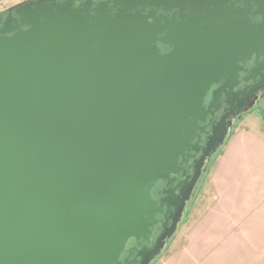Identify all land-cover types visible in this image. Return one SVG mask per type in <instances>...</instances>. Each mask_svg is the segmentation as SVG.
<instances>
[{
    "label": "water",
    "instance_id": "water-1",
    "mask_svg": "<svg viewBox=\"0 0 264 264\" xmlns=\"http://www.w3.org/2000/svg\"><path fill=\"white\" fill-rule=\"evenodd\" d=\"M262 56L264 0H29L0 15V264H155Z\"/></svg>",
    "mask_w": 264,
    "mask_h": 264
},
{
    "label": "rangeland",
    "instance_id": "rangeland-1",
    "mask_svg": "<svg viewBox=\"0 0 264 264\" xmlns=\"http://www.w3.org/2000/svg\"><path fill=\"white\" fill-rule=\"evenodd\" d=\"M26 1L0 0V14ZM239 127L262 141L264 123L256 115ZM251 139L240 134L239 140L229 145V161L226 157L219 164L224 167L222 177L232 178H228L227 190L222 184L223 196L219 194L212 184L220 178L207 175L175 238L155 264H264V150L252 145ZM219 166L215 161L211 171ZM231 228L233 234L247 229L253 236H230Z\"/></svg>",
    "mask_w": 264,
    "mask_h": 264
},
{
    "label": "flooded vegetation",
    "instance_id": "flooded-vegetation-1",
    "mask_svg": "<svg viewBox=\"0 0 264 264\" xmlns=\"http://www.w3.org/2000/svg\"><path fill=\"white\" fill-rule=\"evenodd\" d=\"M7 12V10H6ZM6 12L0 14L3 15ZM255 20H258L255 18ZM262 65H264V56H262L260 59L253 58L250 61H247L243 65V72L240 74V83L239 86L236 88V92L241 93V101L242 105L239 104V102L236 100L234 102V107L232 108L233 110V115L227 120L229 123H232L233 126L230 127L229 130V135L232 132V129L235 128V126L240 125L243 121H245L249 116L256 115L263 123H264V86L262 84V76H257L254 72L258 70ZM247 111V113H246ZM225 114V106L221 105L219 110L215 113L214 116H209L207 122L203 125L206 128V133L203 134L202 136V141H201V146L204 147L207 143L208 137L212 134V127L213 125L218 124L222 116ZM191 155H194V153L191 152ZM201 156L200 154L196 155V159H199ZM195 159H190L189 163L185 165V169L188 170L187 176H192L194 174L193 172V165L192 162ZM213 158L211 159V161ZM210 161V163H211ZM210 163H206L205 169H208ZM192 169L190 170V168ZM206 173H203L202 178L200 179L198 185L196 186V189L194 191V195L196 196L197 191L199 190V187L205 177ZM187 177H184L183 175L177 177V181L175 185H178L179 183H182L186 180ZM167 189V184L166 183H160L157 186V189L154 191V197L156 200L160 201L161 198L163 197V191ZM195 198V197H194ZM194 199L187 204L186 210L183 215V222L186 216L187 211L191 207L192 204H194ZM159 220H164V216L158 215ZM181 223V225L183 224ZM180 225V227H181ZM161 226V223L154 229V235L152 237L151 243L147 244L148 246H152L153 243L156 241V238L160 235L159 227ZM179 227V228H180ZM138 246L136 242H132L131 244L128 245L127 250L123 254V259H126L129 255V250ZM135 256L133 257V259Z\"/></svg>",
    "mask_w": 264,
    "mask_h": 264
},
{
    "label": "crops",
    "instance_id": "crops-1",
    "mask_svg": "<svg viewBox=\"0 0 264 264\" xmlns=\"http://www.w3.org/2000/svg\"><path fill=\"white\" fill-rule=\"evenodd\" d=\"M242 130V131H241ZM262 133H261V135H260V138H263L262 139V141H260L259 139H257L256 137H254V136H252L251 135V132L250 131H245V130H243V127H239V128H237L236 129V131L234 132V134H233V136L230 138V140L228 141V145H227V150H226V152L224 153V154H220L219 156H218V158H217V164H218V166H219V164H220V162L222 161V160H226L227 158V160L229 161V158L231 157L230 155H231V153L229 152V150L231 149L230 148V146L229 145H232L231 143H235V141L237 142L238 140H239V135L241 134V136H243L244 138H246V139H248V138H250V137H252V139L250 140L252 143V145H254V146H257V145H260V147H262V149L264 150V131H261ZM240 133V134H239ZM237 137V138H236ZM237 139V140H236ZM259 140V142H258V144L255 142L256 140ZM226 146V145H225ZM224 146V147H225ZM223 147V148H224ZM231 151V150H230ZM230 153V154H227V153ZM227 157V158H226ZM223 166V165H222ZM222 166H219L218 168H217V170L215 171H210V173H209V177H211V175H213L215 178H214V180L216 179V178H220V181L219 182H217V183H211L212 184V186H215L214 188H216L215 190H217V188H218V190L219 191H217L219 194H221L222 196H223V192H222V190H221V186H222V184H223V187H224V189H226L227 190V188L225 187L227 184H229L228 183V178H231V177H229L230 175H227L225 178H223L222 177V175H221V171H222V169L224 168V167H222ZM213 168V167H212ZM211 168V169H212ZM228 173H229V171H227ZM232 179V178H231ZM229 186H231V183H230V185ZM223 189V190H224ZM216 212H217V210L215 209V211H214V215L216 214ZM216 216V215H215ZM217 217V216H216ZM233 229L234 228H231L230 229V236H234V235H236V236H245V237H248V236H253L251 233L249 234V232L248 231H244L243 233H235V234H233V233H231V231H233ZM223 233H224V230H223ZM222 236H226L225 234H221ZM228 236V235H227Z\"/></svg>",
    "mask_w": 264,
    "mask_h": 264
},
{
    "label": "trees",
    "instance_id": "trees-1",
    "mask_svg": "<svg viewBox=\"0 0 264 264\" xmlns=\"http://www.w3.org/2000/svg\"><path fill=\"white\" fill-rule=\"evenodd\" d=\"M215 163V162H214Z\"/></svg>",
    "mask_w": 264,
    "mask_h": 264
}]
</instances>
